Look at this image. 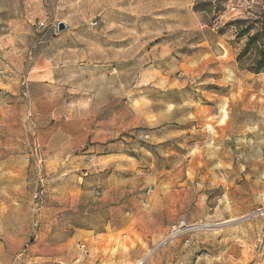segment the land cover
<instances>
[{
  "label": "rangeland",
  "instance_id": "obj_1",
  "mask_svg": "<svg viewBox=\"0 0 264 264\" xmlns=\"http://www.w3.org/2000/svg\"><path fill=\"white\" fill-rule=\"evenodd\" d=\"M251 23L264 0H0V264H264Z\"/></svg>",
  "mask_w": 264,
  "mask_h": 264
},
{
  "label": "trees",
  "instance_id": "obj_2",
  "mask_svg": "<svg viewBox=\"0 0 264 264\" xmlns=\"http://www.w3.org/2000/svg\"><path fill=\"white\" fill-rule=\"evenodd\" d=\"M253 23L249 24L247 27H245L244 29H241L239 36L240 37H248V42L246 47L244 48L241 57H244L246 55H248L250 48L255 46L257 43L259 44V42L261 41L260 39V35H262L264 33L263 28H261V30H258L257 32L251 34V31L253 30ZM264 27V23H262ZM264 44V39L261 41ZM253 71L255 73H261L264 72V49L260 51V58L257 60L255 67L253 68Z\"/></svg>",
  "mask_w": 264,
  "mask_h": 264
},
{
  "label": "built area",
  "instance_id": "obj_3",
  "mask_svg": "<svg viewBox=\"0 0 264 264\" xmlns=\"http://www.w3.org/2000/svg\"><path fill=\"white\" fill-rule=\"evenodd\" d=\"M97 23L95 21L91 22V25L92 26H95ZM36 198H37V195H36Z\"/></svg>",
  "mask_w": 264,
  "mask_h": 264
},
{
  "label": "water",
  "instance_id": "obj_4",
  "mask_svg": "<svg viewBox=\"0 0 264 264\" xmlns=\"http://www.w3.org/2000/svg\"><path fill=\"white\" fill-rule=\"evenodd\" d=\"M64 29V26L63 25H60V31H62Z\"/></svg>",
  "mask_w": 264,
  "mask_h": 264
}]
</instances>
